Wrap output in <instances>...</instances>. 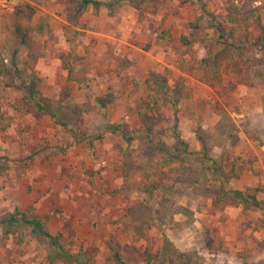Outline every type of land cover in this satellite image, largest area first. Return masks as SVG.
Listing matches in <instances>:
<instances>
[{
  "label": "rangeland",
  "instance_id": "374dc122",
  "mask_svg": "<svg viewBox=\"0 0 264 264\" xmlns=\"http://www.w3.org/2000/svg\"><path fill=\"white\" fill-rule=\"evenodd\" d=\"M63 1L14 0L9 9H0V31L13 27L16 12L31 22L41 16L49 29L34 41L50 55L37 59L33 66L43 95L70 107L93 96L110 94L112 100L106 107L82 114L72 131L35 110L18 84L0 77V166L4 168L0 214L19 208L47 218V228L60 231L72 252L89 253L91 264H111L108 243L113 242L120 244L126 260L135 257L138 264H158L164 233L181 250L194 249L205 255L207 264H264V213L254 208L243 211L236 203H217L211 195L191 193L175 182L176 165L163 167L156 179L162 184L172 181L177 189L174 212L167 222L146 223L143 237L125 226L132 224L124 215L136 200L145 197L154 209L159 206V192L148 198L127 190L125 184L133 189L144 179L141 171H126L120 162L123 150L130 155L139 150L142 124L138 111L147 98L151 71L165 75L169 85L177 83L182 88L179 132L190 148H200L194 133L198 126L211 133L223 111L229 113L239 139L225 148L223 166L235 168L226 185L257 189L264 199V83L253 76V62L248 61L257 55L258 65L264 67V49L244 46L242 57L223 64L215 82L203 81L196 71L200 58L214 49V24L224 22V6L232 0H147L140 8L133 0H102L118 2L120 10L111 14L107 5L97 12L89 8L79 27L65 22ZM253 3L259 6L264 23V0ZM75 29L85 31V39L72 58L65 32L73 34ZM250 31L251 39L257 38L255 24ZM70 60L72 79L67 74ZM150 118L163 139L172 142L171 108L154 111ZM106 122L119 123L120 129L111 133L102 127ZM224 122L231 121L226 118ZM36 150L40 152L35 154ZM221 151L215 147L211 154L219 156ZM211 175V183L217 185ZM0 264L72 263H50L34 240L26 237L18 243L14 233L0 231Z\"/></svg>",
  "mask_w": 264,
  "mask_h": 264
},
{
  "label": "trees",
  "instance_id": "16d2710c",
  "mask_svg": "<svg viewBox=\"0 0 264 264\" xmlns=\"http://www.w3.org/2000/svg\"><path fill=\"white\" fill-rule=\"evenodd\" d=\"M133 1V5L137 8L147 2V0ZM253 1L242 0L238 3L232 0L224 6V22L217 21L214 24L215 47L202 56L196 65V71L203 81H218L222 73V65L241 58L244 46H251L256 51L264 49V23L260 17L259 6L254 5ZM103 5L108 6L111 14L120 10V4L115 1L64 0L62 16L68 25L79 27L80 20L87 9L91 8L97 12ZM25 18L20 13H14L13 27L5 26L0 31V77L3 82L18 84L26 92L35 110L44 112L58 127L69 126L72 131H75L80 124L82 114L94 110L97 106L106 107L112 100V95L93 96L80 104H73V107L61 100H51L43 95L40 90V76L33 63L39 58L48 57L50 53L37 44L34 37L46 33L49 26L41 16L36 22ZM252 24L258 28V36L253 40L250 37ZM72 33L65 32V39L70 46V57L74 58L77 53L76 46L85 39V31L75 29ZM260 60L257 55L248 59L249 62H253V76L264 83V67L258 65ZM72 64L73 60H70L67 67L69 79L73 78ZM83 78L77 80L81 81ZM147 84V98L138 111V118L142 124V141L139 150L133 155L123 150L120 162L124 170H138L143 175V183H136L133 189L129 184H125L128 191L145 193L148 198L153 197L157 191L160 200L157 209H154L145 197L132 203L124 217L127 222L135 223V225L125 224L126 229L143 237L146 236L144 231L146 223L162 225L167 222L168 215L174 212L172 204L177 195V189L174 188L172 181L162 184L156 179L161 175L160 170L163 167L172 165H176L179 170L175 182L188 188L191 193L200 196L211 195L217 203H236L243 211L254 208L264 213V199L258 196L257 189L242 190L226 185V181L235 175V168L232 166L225 169L223 166L225 148L235 145L236 140L239 139L237 127L229 113L226 110L223 111L211 133L198 126L194 133L200 148H190L188 141L179 132L178 106L185 97L180 85L177 83L169 85L165 75L153 71L148 75ZM164 107H170L172 110L173 123L170 127L172 142L163 139L154 129L150 118L152 112ZM226 118L231 122L225 123ZM102 127L111 133H117L120 129L119 123L106 122ZM226 128L234 132V137L231 138ZM99 134L95 136H100ZM122 136L128 139V136ZM215 147L222 149L219 156L211 154ZM38 152L40 150H36L35 154ZM3 171L4 168L0 166V174ZM210 173L217 179V185L211 183ZM179 208L186 210L183 207ZM178 211L177 209L176 212ZM47 223V218L37 217L19 208L0 214V231L4 234L14 233L18 243H23L26 237L34 240L43 247L44 258L48 262L67 260L72 264H91L89 253L80 255L72 252L69 245L64 243L62 233L51 232L47 228ZM108 250L112 256L111 264H138L135 257L130 260L124 258L118 242L108 243ZM206 259V256L197 250H181L168 234H163L158 264H207Z\"/></svg>",
  "mask_w": 264,
  "mask_h": 264
},
{
  "label": "built area",
  "instance_id": "2783aa9c",
  "mask_svg": "<svg viewBox=\"0 0 264 264\" xmlns=\"http://www.w3.org/2000/svg\"><path fill=\"white\" fill-rule=\"evenodd\" d=\"M14 0H0V9L6 10L9 9L10 4L13 3Z\"/></svg>",
  "mask_w": 264,
  "mask_h": 264
}]
</instances>
